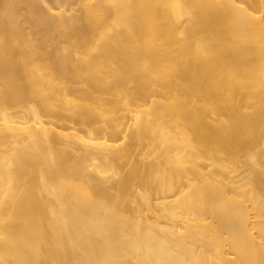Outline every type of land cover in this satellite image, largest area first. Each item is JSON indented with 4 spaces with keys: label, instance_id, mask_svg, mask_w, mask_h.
<instances>
[{
    "label": "bare ground",
    "instance_id": "obj_1",
    "mask_svg": "<svg viewBox=\"0 0 264 264\" xmlns=\"http://www.w3.org/2000/svg\"><path fill=\"white\" fill-rule=\"evenodd\" d=\"M0 264H264V0H0Z\"/></svg>",
    "mask_w": 264,
    "mask_h": 264
}]
</instances>
